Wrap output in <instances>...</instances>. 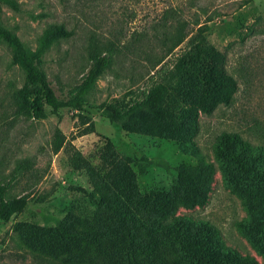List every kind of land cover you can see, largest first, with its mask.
Instances as JSON below:
<instances>
[{"label": "rangeland", "instance_id": "obj_1", "mask_svg": "<svg viewBox=\"0 0 264 264\" xmlns=\"http://www.w3.org/2000/svg\"><path fill=\"white\" fill-rule=\"evenodd\" d=\"M19 4V11L4 7L2 19L29 48L37 46L49 24H63L72 31L44 56L43 67L57 95L65 96L81 81L90 66L89 53L94 45L100 50L110 48L113 57L87 95L94 132L83 133L85 126L78 123L70 108L60 109L59 117L47 110L43 119L20 112L27 94L25 73L11 49L0 42V177L11 181V195L27 194L30 198L22 212L0 225V264H77L66 256L52 257L30 249L16 225H52L53 220L46 218L68 212L92 214L90 193L97 190L93 170L100 171L109 142L119 157L130 160L135 171L137 162L147 164L144 179L139 182L142 192L172 185L175 171L159 166V158L173 167L196 163L193 155L179 149L177 141L126 131L95 107L130 91L138 96L156 80L151 65L166 53L169 43L164 34L179 21L187 22L189 34L200 25L208 26L205 43L225 54V68L237 80L230 105L219 104L211 114L199 115L197 146L213 159L216 135L232 131L264 147V0H19ZM185 47L186 41L165 57L163 69ZM56 127L66 136L58 153L52 151ZM74 149L83 156L79 169L69 164ZM24 159H29L31 168L11 179L13 169ZM177 214L211 222L219 228L227 246L251 254L264 264L235 225L246 216V210L219 172L214 176L208 202L193 209L180 208Z\"/></svg>", "mask_w": 264, "mask_h": 264}, {"label": "trees", "instance_id": "obj_2", "mask_svg": "<svg viewBox=\"0 0 264 264\" xmlns=\"http://www.w3.org/2000/svg\"><path fill=\"white\" fill-rule=\"evenodd\" d=\"M4 7L19 11V0H0V42L11 49L25 73L27 94L20 112L43 119L47 110L59 117L60 109L70 108L78 123L85 126L83 133L94 132L87 95L110 66L112 50L94 45L89 53L90 66L81 81L65 96H59L43 67L44 56L72 31L63 24H49L31 49L4 24ZM186 27V21H179L164 34L169 44L166 53L151 65L157 78L147 89L138 96L130 91L95 107L126 131L177 141L179 149L193 155L196 163L173 167L159 158V166L175 171L172 185L142 192L139 182L144 179L147 164L137 162L135 171L130 160L119 157L109 142L100 171L93 170L97 190L90 193V202L94 212L85 216L68 212L62 217L46 218L53 220L52 225L17 224L16 230L30 249L52 257L66 256L77 264H260L253 255L227 246L216 225L177 214L180 208L204 206L219 172L246 210L236 227L264 259V147L232 131L216 135L213 159L197 146L199 115L211 114L219 104L230 105L237 80L225 68V54L205 43L208 26H198L194 34H189ZM184 41L185 49L163 69L165 57ZM65 142V134L56 127L52 151L58 153ZM82 161L79 150L71 151L69 164L73 168H81ZM30 168L29 159L20 161L11 179ZM10 184V180L0 177V225L22 212L30 199L27 194L11 195Z\"/></svg>", "mask_w": 264, "mask_h": 264}]
</instances>
